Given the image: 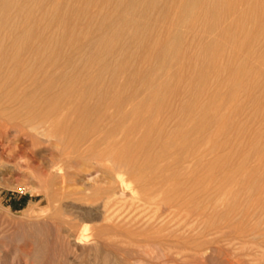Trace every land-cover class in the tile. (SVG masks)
Listing matches in <instances>:
<instances>
[{"label": "rangeland", "instance_id": "374dc122", "mask_svg": "<svg viewBox=\"0 0 264 264\" xmlns=\"http://www.w3.org/2000/svg\"><path fill=\"white\" fill-rule=\"evenodd\" d=\"M126 1L130 4L137 0ZM160 1L154 8L152 4L156 0H147L134 17L139 25L130 24L128 28L133 34L138 33L137 37L148 36L152 42L141 48L136 58H126L121 63L124 67L139 69L152 66V78L165 75L167 80L168 86L160 90L158 113L153 116L157 122L164 121L163 130L145 133L149 134V146L153 150L148 149V146L140 153L142 158L155 160L161 168L163 178H160L171 183L167 191L169 196L184 191L195 197L188 207L190 210L202 205V188L232 189L254 196L262 195L264 0H189L188 11L170 8L164 0ZM15 3L12 13L16 15L11 14L10 19L19 20L29 2L15 0ZM37 4H32L39 14L35 16L36 23H29L33 28L23 23L21 27L26 26L25 28L44 37L57 30L61 33L66 28L76 37L79 45L83 43V37L88 35L86 26H98V13L103 11L113 15L115 12L114 3L110 0H37ZM222 11L225 15L217 19L218 12ZM42 14L44 17H40ZM18 15L20 16L17 17ZM51 17L54 20L52 25ZM115 19L112 29L123 25V22ZM94 28L91 35L99 36ZM166 38L176 40L177 50L169 53L165 49L161 52L160 47L154 44L156 39ZM44 44L45 40L37 41L38 46H45ZM63 49L68 53L72 47L64 45ZM135 49L136 45L132 40L126 50ZM165 58L169 59V66L160 65V60ZM118 63L119 61H111L114 66ZM127 74L122 70L118 75V82L122 86L128 83ZM130 83L132 90L130 86L126 89H129L126 92V108L129 109L131 103L135 102L148 103L144 100L148 81L141 76ZM131 92H137L135 101L129 98ZM134 120L130 118L127 122L132 124L135 123ZM91 123L92 121H88L83 124L82 130L91 132ZM143 136L142 133L134 138L141 140ZM20 139L0 136V264H175L162 252L142 251L136 242L140 238L137 236L138 229L141 231V225L143 227L145 221L156 215V207L153 204L140 206L139 191L129 175L123 176L124 184L119 193L107 199L106 193L100 190L103 185L102 175L94 173L89 164L80 169V177H76V180L69 182L63 189L55 183L49 191L50 199H47L44 192L47 191L45 176L54 174L56 177L57 172L46 171L36 149L33 148L34 151L30 147H23L24 142L22 144ZM21 151L25 156H22L23 153L18 155ZM251 183L254 185L251 186ZM224 208L222 205L217 211L223 212ZM208 219L210 221L208 216L202 219L183 217L180 221L181 233L198 236L205 230ZM111 225L115 228L114 231L107 232L105 229ZM259 227L264 228V215ZM96 229H102L104 233L99 240H95ZM74 230L83 231L84 241L79 243L74 239ZM136 243L138 246H135ZM263 251L264 249H260L261 253ZM214 255L205 264L223 263L220 262L222 259L219 254L218 257Z\"/></svg>", "mask_w": 264, "mask_h": 264}, {"label": "bare ground", "instance_id": "6f19581e", "mask_svg": "<svg viewBox=\"0 0 264 264\" xmlns=\"http://www.w3.org/2000/svg\"><path fill=\"white\" fill-rule=\"evenodd\" d=\"M26 1L29 5L25 7L22 18L13 20L10 19V15L14 14L12 12L16 6L15 0H0V136L21 138L24 140L20 139L22 144L24 142L26 145L23 144V147L36 149L46 171L57 172L56 177L53 173V175L45 176L46 198L50 199L49 191L55 183L63 189L69 182L76 180V177H80V169L89 164L91 165L89 168H93L94 173L102 175L103 185L100 190L106 193L107 199L119 193L124 184L123 176L129 175L139 191L140 206L146 207L145 205L153 204L156 207V215L145 221L143 227L141 225V231L139 228L137 232L140 238L136 242L142 251L162 252L169 256L175 264H205L206 260L214 254L216 257L219 254V258L222 259L220 262L223 261L224 264H264V251L260 252V249H264V228L259 227L264 215V193L254 196L232 189L202 188L200 190L203 197L201 198L202 205L199 204L200 206L190 210L188 207L195 197L184 191L169 196L167 191L171 183L162 179L161 168L157 166L155 160L142 158L140 154L148 148L151 142L149 134L145 135V133L151 134L158 132L157 130L161 132L163 128L164 121L157 122L154 117L158 113L157 101L161 96L160 90L167 85L165 75L152 78V66L139 69L121 65L122 60L136 58L139 50L152 42L149 41L151 39L148 36L137 37L138 33L133 34L128 29L130 24L139 25L134 17L135 14L138 15L140 8L147 3V0H137L130 4L126 0H110L114 3L115 12L113 11V15H108L103 11L98 13V26L94 25L95 28L92 24L86 26L88 35L83 37V43L80 45L76 43V37L66 28L63 29L64 31L61 30V33L57 30L48 37H44V35H37L31 29L25 28L26 26L21 27L22 23L29 26V23L33 21L32 24H34L35 16L38 14L33 7L37 4V0ZM159 1L153 2L152 6L155 8ZM164 2L168 3L170 8L183 11H188L190 3L189 0H164ZM224 11L218 12L217 19L225 15ZM45 15L48 17V14L44 13ZM114 19L123 22V25L112 29ZM38 22L40 23L37 20ZM51 23H54L53 19L50 20ZM93 28L99 36L91 35ZM39 40H45V46H38L37 41ZM132 40L135 42L136 49L128 51L126 47ZM154 44L160 47L161 52L167 49L169 53L177 50L178 46L176 40L171 38L156 39ZM64 45H69L72 49L66 53L63 49ZM112 60L119 61L120 65L119 63L117 66L112 65ZM159 63L161 66H169L170 61L165 58ZM122 70L128 72V83L125 86L118 82V75ZM141 76L149 84L144 98L148 103H142V101L131 103L128 109L126 108V92L129 89H126L130 86V81L137 80ZM129 88L132 90L131 86ZM136 93L131 92L129 98L135 101L138 97ZM130 118L135 119V123L129 124L127 119ZM88 121H92L91 124H93L91 132L82 130L83 124ZM142 133L144 136L141 140L134 138L135 135ZM148 149L153 150L150 146ZM22 151L18 155L22 154ZM22 156H25L24 153ZM21 159L23 160V157ZM254 183H251V186ZM228 195L229 198H227ZM222 205L225 206V210L217 211ZM206 216L210 218V221L208 219L209 222L207 221L206 228L201 234L197 236V234L181 233L180 221L183 217L202 219ZM114 229L111 225L105 230L112 232ZM102 234H104L102 229H96L95 240H99ZM73 237L79 243L85 239L82 230H74ZM251 237H254L253 241ZM137 243L135 246H138Z\"/></svg>", "mask_w": 264, "mask_h": 264}]
</instances>
